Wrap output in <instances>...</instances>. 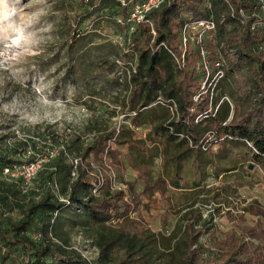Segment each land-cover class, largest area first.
Listing matches in <instances>:
<instances>
[{
	"label": "rangeland",
	"instance_id": "rangeland-1",
	"mask_svg": "<svg viewBox=\"0 0 264 264\" xmlns=\"http://www.w3.org/2000/svg\"><path fill=\"white\" fill-rule=\"evenodd\" d=\"M0 4V155L20 162L31 153L45 155L64 146L71 152V163L80 154L78 146L89 144L97 130L119 131L126 171L133 176L132 167L146 165L151 182L158 175L166 181L167 199L154 194L139 208L148 229L142 240L152 254L149 264H181L176 253L170 260L165 248L182 238L188 213L198 214L197 223L206 229L199 244L211 250L232 224L259 220L251 212L256 206L264 210V157L254 159L242 143L190 150L181 138L172 140L155 132V126L169 118L159 106L144 110L135 121L126 113L123 105L131 84L119 80L118 72L135 55L128 49L124 57L120 37L125 32L118 9L81 0H3ZM78 13L85 14L83 21L77 22ZM253 67L241 69L238 85L234 80L240 77L233 75L228 87L224 82L225 88H219L218 94L230 101L231 108L240 106L239 96L251 85ZM50 166L47 162L34 182L37 191L27 194L19 207L0 209L3 224L19 219L27 205L50 192ZM111 176L114 188L121 180ZM136 219L130 214L105 224L88 220L83 226L79 222L85 221L84 216L72 207L62 213L56 229L66 248L93 264L99 256L97 241L114 240L113 245H119L123 241L117 237L120 223Z\"/></svg>",
	"mask_w": 264,
	"mask_h": 264
},
{
	"label": "trees",
	"instance_id": "trees-1",
	"mask_svg": "<svg viewBox=\"0 0 264 264\" xmlns=\"http://www.w3.org/2000/svg\"><path fill=\"white\" fill-rule=\"evenodd\" d=\"M81 1L87 5L98 2L107 10L118 9L121 14L119 24L125 32V37H120L124 57L128 56V49L135 55L134 61L127 62L120 69L124 80L128 79L131 84L123 106L129 115L134 113L130 116L132 120L135 121L148 108H166L155 103L159 97L173 100L177 104L178 116L171 119L166 108L169 118L155 126L156 133H165L172 140L181 138V143L189 144L190 150L210 151L214 144L242 143L252 152L254 159L264 157V1L166 0L159 8L150 11L144 22L135 25L130 35L124 21L132 2L124 6L120 0ZM84 15L78 13L77 22L83 21ZM210 16L216 21V30L206 38L205 48L211 63L215 60L223 62L225 76L218 84L213 103H219L217 110L209 111L206 117L198 120L197 117L209 109L207 96L194 101L202 80L199 56L196 50H191L182 58L179 31L188 18ZM120 63L118 61V65ZM247 65L254 66L251 85L240 93V106L231 108L226 97L220 102L224 95L220 96L218 90L224 82L228 87L233 75L240 77L241 69ZM123 78L119 76V80ZM240 79L236 78L234 83L238 85ZM229 95L233 93L229 92ZM118 133L97 130L89 144L78 146L80 154L76 165L68 163L69 148H56L50 160V192L27 205L19 219H8L5 224L0 221L1 264H91L77 251L66 248L56 229V225L61 224L62 213L72 207L84 216L85 221L79 222L83 226L88 220L105 224L120 221L130 214L137 215V219L130 223H120L117 237L123 241L119 245L114 246V240L97 241L99 256L93 264L150 263L152 254L142 240L148 229L142 224L144 220L139 215V208L144 199H150L154 194L166 200V181L158 175L151 182L146 165L132 167L131 176L124 165L119 148L123 141L118 139ZM33 158L28 156L25 161ZM22 162L0 155V209L19 207L27 194L37 191L34 183L28 190H23L20 179L2 174L3 168ZM111 174L121 180L114 188L111 187ZM96 186L98 189L94 193ZM251 213L259 220L253 224H232L216 240L215 250L203 249L199 244L206 229L197 223L198 214L188 213L182 238L168 242L165 253L172 256L170 260L176 253L181 264H264V210L256 206L252 207ZM35 235L38 238H34Z\"/></svg>",
	"mask_w": 264,
	"mask_h": 264
},
{
	"label": "built area",
	"instance_id": "built-area-1",
	"mask_svg": "<svg viewBox=\"0 0 264 264\" xmlns=\"http://www.w3.org/2000/svg\"><path fill=\"white\" fill-rule=\"evenodd\" d=\"M122 5H127L131 3V7L129 8L128 15L124 21V24L128 26V35L133 32L134 26L140 24L145 21L146 15L154 10L159 8L166 0H129L127 2L120 0ZM264 1V0H257ZM241 14L242 11H241ZM255 23H253L254 27ZM216 30V21L212 16L206 18H188L183 22L179 31V43L181 48V56L184 58L187 56L188 52L191 50H196L199 56V65L202 75V80L200 82V87L196 95L194 96V101L198 102L202 100L205 96H207L209 109L207 112L199 115L197 119L199 120L201 117H206L209 111L217 110L219 103L213 105L214 100L217 95V87L219 82L225 76L224 64L221 60H215L211 63L208 60L209 52L205 48V40L208 36H212ZM151 34L154 35L155 31L151 28ZM121 40V38H120ZM120 78L124 77L122 71L118 72ZM127 76H130L129 71L127 72ZM226 100L225 97L221 98L220 102ZM156 104H161L165 106L172 118H176L178 116L177 104L173 100H163L162 98H157ZM131 115H134L132 113ZM196 119V120H197ZM182 137V135H180ZM205 150V145L203 146ZM56 150L52 149L45 155H38L31 153L34 158L31 161H24L22 163L13 164L10 167L3 168L2 174L6 177L13 179L21 180V187L23 190H28L32 187L34 181L39 175L40 171L43 169L47 162L54 157ZM73 165L77 164V159L71 160ZM99 186V185H98ZM98 186L95 187L93 192L95 193L98 189ZM53 188L58 193V187L54 184ZM61 201H65L61 196H59ZM34 238H38V236H34ZM1 264V263H0Z\"/></svg>",
	"mask_w": 264,
	"mask_h": 264
},
{
	"label": "clouds",
	"instance_id": "clouds-1",
	"mask_svg": "<svg viewBox=\"0 0 264 264\" xmlns=\"http://www.w3.org/2000/svg\"><path fill=\"white\" fill-rule=\"evenodd\" d=\"M2 2H3V0H0V3H2ZM15 39L17 41V44H19V41H20V39H22V36L18 34Z\"/></svg>",
	"mask_w": 264,
	"mask_h": 264
},
{
	"label": "crops",
	"instance_id": "crops-1",
	"mask_svg": "<svg viewBox=\"0 0 264 264\" xmlns=\"http://www.w3.org/2000/svg\"><path fill=\"white\" fill-rule=\"evenodd\" d=\"M164 109H165L166 113H168L167 109L166 108H164Z\"/></svg>",
	"mask_w": 264,
	"mask_h": 264
},
{
	"label": "bare ground",
	"instance_id": "bare-ground-1",
	"mask_svg": "<svg viewBox=\"0 0 264 264\" xmlns=\"http://www.w3.org/2000/svg\"><path fill=\"white\" fill-rule=\"evenodd\" d=\"M0 5H2V4H0Z\"/></svg>",
	"mask_w": 264,
	"mask_h": 264
}]
</instances>
